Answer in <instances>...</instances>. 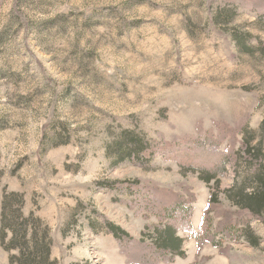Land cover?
I'll return each mask as SVG.
<instances>
[{"label":"rangeland","instance_id":"1","mask_svg":"<svg viewBox=\"0 0 264 264\" xmlns=\"http://www.w3.org/2000/svg\"><path fill=\"white\" fill-rule=\"evenodd\" d=\"M256 3L0 0V223L16 192L51 228L59 264H139L144 246L123 248L107 224L150 245L183 201L185 256L157 264H264V212L232 200L264 176ZM234 32L256 49L242 53ZM126 133L147 151L116 163Z\"/></svg>","mask_w":264,"mask_h":264},{"label":"trees","instance_id":"2","mask_svg":"<svg viewBox=\"0 0 264 264\" xmlns=\"http://www.w3.org/2000/svg\"><path fill=\"white\" fill-rule=\"evenodd\" d=\"M254 3V2H253ZM235 6L238 3H232ZM258 7H252L257 11H262L264 8V0H259ZM248 34H240L234 32L233 37L238 49L242 53H252L254 49L247 42ZM264 44L259 43V47L264 50ZM236 138V135H235ZM259 145L253 147V152L260 153ZM115 161L116 163L123 160L136 161L140 155L147 151V146L144 148L142 140L133 137L131 133H126L121 140L116 142ZM259 156V155H258ZM211 175L205 174L202 179L210 184L212 181L218 182L215 173ZM257 183L252 188L251 192H246L245 187L236 190L234 204L238 205L244 211H248L251 217H259L264 212V176L259 173L255 178ZM110 188V187H104ZM25 204L24 196L16 192L3 193L1 205V227H0V242L5 251L10 253L9 261L11 264H59L52 257L53 239L51 228L42 219L31 213L26 216L23 213ZM192 207L185 204L183 201L173 202L166 206L161 214V220H167V225L157 227L156 237H152L150 245H143L144 241H133L132 238L119 227L112 224H107L106 231L123 247L133 246L134 249L141 248L143 253L131 261L139 264H157L165 261L173 263L177 257H184L185 250L183 249V239L178 235V225L174 221H178L179 217H184L185 220L191 216ZM174 222V223H173ZM190 229L191 221L186 224ZM181 228V227H180ZM234 227L227 228L228 232ZM246 229L245 232H247ZM250 233V231H249ZM252 236V235H251ZM249 237V236H248ZM141 246V247H140ZM15 252L16 254H13Z\"/></svg>","mask_w":264,"mask_h":264},{"label":"crops","instance_id":"3","mask_svg":"<svg viewBox=\"0 0 264 264\" xmlns=\"http://www.w3.org/2000/svg\"><path fill=\"white\" fill-rule=\"evenodd\" d=\"M1 224V223H0ZM2 249V248H1ZM3 250V253H6L5 251H4V249H2ZM7 255V254H6ZM0 264H10V261H9V255H7V257H5V256H3L1 259H0Z\"/></svg>","mask_w":264,"mask_h":264}]
</instances>
